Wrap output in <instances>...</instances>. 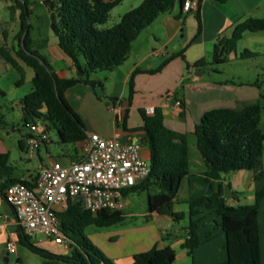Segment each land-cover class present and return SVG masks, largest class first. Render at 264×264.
<instances>
[{"label":"trees","instance_id":"trees-1","mask_svg":"<svg viewBox=\"0 0 264 264\" xmlns=\"http://www.w3.org/2000/svg\"><path fill=\"white\" fill-rule=\"evenodd\" d=\"M54 9L50 28L58 39V45L69 56L83 75L76 78H59L45 57L30 47L28 17L30 10L27 0L19 3L20 7V49L17 57L34 71L33 90L20 99L24 122L37 123L44 119L50 122L58 132L61 144H77L87 137L84 123L68 103L65 93L78 84L92 88L103 87L101 81L93 75L99 71H113L124 65L132 51L134 42L142 32L150 27L156 19L167 12L173 0H144L137 7L126 12L119 23L109 29H100L105 25L111 12L124 0H49ZM224 4L228 0H215ZM183 3V1H182ZM46 5V4H45ZM198 35L202 31V21L197 12ZM264 31V18H248L238 23L229 38L218 41L214 50V60L224 62L226 57L236 50L238 42L246 32ZM4 59L21 74L18 85L24 81V70L10 53L3 50ZM244 57H255L250 51ZM176 57L184 58V51L173 55L156 70H162ZM204 58L194 63V68L205 67ZM190 68V65L187 66ZM136 69L130 78L129 104L134 94V78L140 73ZM1 92V91H0ZM2 93V92H1ZM143 124L129 129L126 126L127 112L122 127L126 131L142 133L141 142L149 149L150 176L138 186L125 192L126 196L139 191H152L148 196L149 217L152 213L169 216L176 222L186 217L189 224L185 228L187 237L182 248L192 257L201 245L199 229L206 215H215L221 219L219 226L226 238V259L221 264H261L260 232L258 212L264 200V185L255 192L253 204L233 206L228 204L223 187L213 189L212 194L189 202V212L174 211L181 181L190 167L189 144L187 134L176 132L165 124L162 109L156 107L154 114H147L140 109ZM184 117V114H182ZM262 106L259 102L248 103L242 107L215 108L207 111L199 124L195 126L194 135L197 148L208 166L206 179L220 181L224 174L239 171H253L254 180H264V131L261 128ZM3 121L0 119V125ZM48 131H50L49 126ZM22 141L19 146L22 147ZM14 169L9 165V154L0 153V190L22 182L33 187L28 181L12 179ZM59 215L61 228L69 239L70 254L58 255L35 245L32 237L20 228L19 242L31 252L45 259L59 260L70 264H114L85 235L84 230L91 225L107 228L125 220L123 211L104 210L93 215L86 210L83 203L74 200L69 208ZM78 234L79 238L75 235ZM176 252L173 248L153 247L151 250L137 254L133 264H174Z\"/></svg>","mask_w":264,"mask_h":264},{"label":"crops","instance_id":"crops-1","mask_svg":"<svg viewBox=\"0 0 264 264\" xmlns=\"http://www.w3.org/2000/svg\"><path fill=\"white\" fill-rule=\"evenodd\" d=\"M126 1L128 0H124L121 5H125L124 3H126ZM143 1L144 0H129L128 10L137 7ZM182 1L183 0H173L170 9L161 14L134 42L130 56L124 65L110 71L111 75H122L120 83L116 82L114 89L108 91L106 86L108 82L112 81V78H107V83H104L97 77V80L101 81L103 84V87H101L102 91H100L98 87L92 88L91 86L81 83L72 87L65 93L68 103L84 123L87 134L96 133L105 138L118 137L121 141H127L130 137L141 140L143 138L142 133L126 131L122 127L126 112L128 116L126 126L129 129H133L143 124L139 112L140 109L147 111L148 108L155 109L159 107L162 109L167 127L176 132L194 135L197 122L201 121V118L207 111L215 108H234L240 99H249L251 96H255L256 92L254 89H251V87L248 89L241 84L238 86L233 84V86L230 87L226 85V81H219L220 83H218V85L199 87L193 90H190L189 85L182 87L183 93L181 94L177 93L179 89H181L177 84L169 88L164 95L157 94L151 97H144L139 100L138 103H135L133 99L132 103L129 104L128 101H122L121 97H118L117 86L120 85V96H122L129 84L132 73L136 69L141 70L134 78V90L137 92L142 90L144 84H151L157 76L168 75L167 71L172 65L170 61L166 64L162 72H156V74L149 73L148 71L158 69L169 60L171 57L169 52L170 44L178 36L182 24L184 23L186 25L187 22L193 20V18L187 19V17H185V15L189 13L182 12ZM121 5L115 9H118ZM115 9L113 11H115ZM263 10V0H228L224 4L218 3L215 0H200L199 14L202 21V31L198 35L200 37L197 36L199 38H197V43L206 51L207 44L216 46L217 40L219 41L220 39L231 37L238 23L248 18H263L260 15H255L257 14L256 12H262ZM124 14L125 13H121L118 15L119 21ZM196 15L197 13H195V18H197ZM109 21L110 20L99 28H111V23ZM247 33L248 32L244 35ZM53 35L49 24L48 29H46L43 34L39 33L36 35L35 40H31L30 47L37 50L47 59L59 78H76L80 76L79 70L75 66L73 60L59 47L58 39ZM15 36L14 34L13 38ZM219 36L221 37L219 38ZM144 42L145 44L143 45ZM19 49L20 48L16 49V51ZM11 55L14 57V54ZM181 58L185 59V51L184 58ZM227 59H237L236 50L230 53L225 61H227ZM6 62V60L0 58V69L6 66ZM17 62L20 67L23 68L25 76L28 75L29 81H33V69L28 67L21 60L17 59ZM122 69H126L124 73ZM189 71L190 73L196 72L197 68L192 67ZM195 83L201 85V81L198 79ZM21 84H23V82ZM33 88L34 85L30 87V90L32 91ZM179 100L182 102L181 107L177 106V101ZM105 101H109L106 106H104ZM136 112L139 113V119L135 116ZM182 114H184V117H182ZM132 118H135L134 123L131 121ZM25 136L26 134L24 138ZM24 138L21 140L23 146L19 147L28 155ZM75 145H81V142ZM50 147V144L47 143L41 147L33 157L28 156L29 159L33 160L38 157L40 161L43 162L41 154L42 150H44L47 157L50 158L49 164L42 166L38 165V167L34 168L25 166L22 169H18V167H14L9 163L14 169L12 179L17 181H28L34 184L38 174L43 169L50 167L53 162L59 161L50 155ZM0 153H8L10 161V153L6 151L1 144ZM144 154L147 158H150L149 149L145 145H143L142 155ZM80 158L81 151L79 150L73 154H68L64 161L59 162L69 164ZM207 170L208 166L200 153L195 159H191L190 157L189 171L181 181L177 197L174 201V211L180 212L175 209V204L185 203L189 205V202L208 197L212 194L213 189H217L219 185L223 187L224 196L228 204L233 206L253 204L255 192L264 185V180H254L253 171L235 172L238 175H242V178H239L240 186L245 182L255 183L254 190L249 192L248 196H245L246 193H239L231 188L230 183L226 182L225 174L220 181H208L205 176ZM183 192L184 194H182ZM252 197L253 201L251 199ZM220 221L221 219L215 215H206L204 217L199 229L201 245L195 250L191 264H221L225 261L226 238L223 230L219 226ZM258 224L260 232L261 264H264V200L258 212ZM185 228L186 227H183L169 216L152 213L143 231H139L138 229L108 231L104 234H94L92 238L96 244H102L107 247L106 253L114 264H133L135 255L149 251L153 247L162 249L167 246L175 250L176 260L174 264H177L179 260H183L189 256L187 251L182 248V244L187 237ZM215 228L216 231H214ZM19 231L20 227L17 223L15 211L6 200L4 192L0 190V259L7 254L9 258L8 264L11 263L10 256L12 254H9L7 244L9 242H15L17 246L19 242ZM70 242L72 241L68 239V243L65 244V249L67 251H71L69 247ZM179 248L181 249L180 252H178ZM17 251L14 254H17ZM58 255L68 254L66 252ZM20 260L21 259L18 257L17 263L20 264ZM49 260H51L52 264H70L59 260Z\"/></svg>","mask_w":264,"mask_h":264},{"label":"rangeland","instance_id":"rangeland-1","mask_svg":"<svg viewBox=\"0 0 264 264\" xmlns=\"http://www.w3.org/2000/svg\"><path fill=\"white\" fill-rule=\"evenodd\" d=\"M22 1L23 0H0V58L4 59L2 51L5 50L10 54H14V57L20 60L17 57L16 49L20 48V41L18 38L21 26L19 18V3ZM43 1L46 0H27L28 8L30 10V15L28 17V24L30 25V40H35L36 35L39 33L43 34L44 31L48 29L51 22L52 12L48 6L43 3ZM124 4L125 5H121L122 7L120 6L118 9H115V11L112 12L109 19V22L111 23L110 27H113L119 23V14L129 11V0ZM256 13L257 14L255 15H260L264 18V10L262 12L258 11ZM185 17H187V19L193 18V20L187 22L186 25L184 23L182 24L178 36L169 46L171 57L175 54L185 51V59H182L181 57L172 59L170 61V63L172 62V65L167 71L168 75H163L167 77L157 76L151 84H144L142 90L139 92L134 90L132 101L134 99V102L138 103L139 100L143 99L144 97H151L152 95L157 94L164 95L169 88H172L177 84L181 87V89H179L177 92L178 94L183 93L182 87L188 85L190 86V90H193L194 88L218 85V83H220L219 81H226V85H229L230 87H232L233 84L235 86L241 84L248 89L251 87V89L255 90L256 94L255 96H251L249 99H240L234 107H242L248 103L259 102L262 106L261 128L264 131V31L255 33L248 32L246 35H244L243 39L238 42L236 47L237 59H227V61L224 62H217L214 60V45L207 44V49L205 51L202 49L201 45L197 43V40L199 39L198 37L200 36H198V21L197 18H195V13H189L188 15H185ZM14 34L16 36L13 38ZM220 37L221 36H219V38ZM216 43H218V40ZM144 44L145 42L143 45ZM246 50L257 54V56L244 57L243 53ZM202 58L206 60V66L197 68L196 72L194 71L190 73L189 69L193 67L197 60ZM188 65H190V68L187 67ZM163 69L159 72H162ZM122 70L124 73V70L126 69ZM0 71V91L3 92H0V119L3 121V123L0 125V144L6 151L10 153L9 163L14 167H18V169H22L25 166L34 168L38 167V165L42 166L49 164L50 158L47 157L44 150H42L41 155L43 162H41L38 157L35 160L29 159L28 155L24 153L19 147V142L24 138V135L30 133L29 128L25 126L20 99L31 92L30 87H33V81H29L28 75L25 76L24 74L23 84L18 85V82L21 80V74L8 62H6V66L0 69ZM97 77L100 78L104 83H107V78H112V81L106 84L108 91L114 89L116 86L115 83H120L122 79L121 74L111 75L110 71H99L93 75L94 79H98ZM197 79L201 81V85L195 83ZM98 89L102 91L101 87H98ZM117 95L118 97H121L122 101H128L130 97V85H127L122 96H120V85H118ZM107 103H109V101H105L104 106H106ZM135 116L139 119L138 112L135 113ZM131 121L134 123L135 118H132ZM36 122L40 125H47L50 128V155L54 159L64 161L68 154H73L80 150V145L61 144L57 129L50 122L45 121L44 119H38ZM197 124H199V122H197ZM187 136L190 157L191 159H195L196 156L199 155L196 137L190 133H188ZM143 157L149 161V158H147L145 154ZM239 178H242V175H238L235 172L225 174L226 182L230 183L233 190L238 191L239 193H246L245 196H248V193L254 190L255 183L245 182L240 186ZM154 192L155 189H152L150 192L143 190L129 194L126 198L127 205L123 210L125 215V220L123 222L107 228H98L94 225H91L84 230V235L106 257H108L106 253L107 247L103 246L102 244H96L92 236L94 234H104L108 231L123 229H138L139 231H143L149 222L148 196ZM182 194H184V192ZM251 199L253 201V197ZM175 209L180 212L188 213L189 205L185 203H178L175 204ZM178 223L183 227H187L189 224V218L186 217V219ZM214 231H216V228ZM75 237L79 238V235L76 234ZM31 241L35 245H38V247L46 249L50 252H54L56 254L67 252V254H70V251L65 249V244H56L52 240L49 241L44 235L38 234L35 237H32ZM17 250V254H12L10 256V264H19L17 263L18 257L21 259L20 264H52L51 260L42 258L41 256L31 252L20 242L17 243ZM180 250L181 249L179 248L178 252H180ZM191 262L192 257L188 256L183 260H179L177 264H191ZM0 264L5 263L0 262Z\"/></svg>","mask_w":264,"mask_h":264},{"label":"built area","instance_id":"built-area-1","mask_svg":"<svg viewBox=\"0 0 264 264\" xmlns=\"http://www.w3.org/2000/svg\"><path fill=\"white\" fill-rule=\"evenodd\" d=\"M46 4V1H43ZM200 0H183V13H197ZM181 107L182 102L177 101ZM147 114L153 115L154 108ZM30 133L24 143L29 157L49 143L47 125L26 123ZM81 158L69 164L55 161L37 176L33 187L17 182L4 191L13 207L17 223L30 237L44 235L56 244H67L59 215L72 201L79 200L86 210L97 215L104 210L123 211L127 205V190L143 183L151 173L150 162L142 155L141 140L130 137L105 138L96 133L87 134L80 145ZM9 254L17 251L15 242L7 244Z\"/></svg>","mask_w":264,"mask_h":264},{"label":"water","instance_id":"water-1","mask_svg":"<svg viewBox=\"0 0 264 264\" xmlns=\"http://www.w3.org/2000/svg\"><path fill=\"white\" fill-rule=\"evenodd\" d=\"M46 5H47L51 10L54 9L52 3H51L49 0H46ZM79 74H80V76H82V75H83L82 71L79 70ZM0 262H3V263H5V264H8V263H9L8 255L5 254V257L1 258V259H0Z\"/></svg>","mask_w":264,"mask_h":264}]
</instances>
